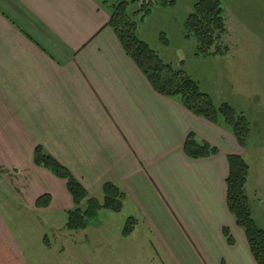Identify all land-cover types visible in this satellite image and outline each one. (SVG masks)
Masks as SVG:
<instances>
[{"label": "crops", "instance_id": "0c3cea01", "mask_svg": "<svg viewBox=\"0 0 264 264\" xmlns=\"http://www.w3.org/2000/svg\"><path fill=\"white\" fill-rule=\"evenodd\" d=\"M111 14L99 0H0V264H44L47 252L29 250V214L49 226L74 209L67 182L35 165L37 147L90 197L102 202L106 184L118 187L117 215L137 221L123 241L150 237L160 264H257L227 206L228 157L248 151L156 92ZM190 135L218 153L189 158ZM249 187L250 177L247 196ZM45 195L50 204L37 208Z\"/></svg>", "mask_w": 264, "mask_h": 264}, {"label": "rangeland", "instance_id": "374dc122", "mask_svg": "<svg viewBox=\"0 0 264 264\" xmlns=\"http://www.w3.org/2000/svg\"><path fill=\"white\" fill-rule=\"evenodd\" d=\"M154 1L152 14L139 24L138 37L164 64L197 82L216 104H230L249 121L245 156L251 174L248 196L253 219L264 230V0H221L227 26L221 47L229 52L217 57L198 54L196 42L184 38V23L198 0H167L164 6L162 0ZM139 6L133 5L131 12ZM42 217L29 214V250L47 252L44 264H160L150 237L143 238L139 232L123 241L126 212H105L80 232L64 227L67 215L57 219L58 225L49 226L43 225ZM63 235L67 238L61 240ZM46 237L50 243H45ZM74 250L82 251L81 257L75 256Z\"/></svg>", "mask_w": 264, "mask_h": 264}, {"label": "trees", "instance_id": "16d2710c", "mask_svg": "<svg viewBox=\"0 0 264 264\" xmlns=\"http://www.w3.org/2000/svg\"><path fill=\"white\" fill-rule=\"evenodd\" d=\"M110 9L109 26L115 31L127 54L143 70L154 90L162 96L178 100L185 108L196 116L207 119L214 124H221L229 129L237 138L239 144L247 147L250 132L248 119L236 111L228 103L218 105L214 99L204 93L199 84L183 71H177L164 64L159 55L142 41L137 33L139 24L152 14L154 0L140 3L139 0H118L117 3L103 2ZM162 6L167 0H162ZM139 9L131 12L135 5ZM223 2L221 0H198L184 23L185 40H194L197 52L208 57L225 56L229 50L222 48L221 43L227 34ZM186 155L194 160L210 158L218 150L207 143L199 144L194 135H190L185 143ZM229 177L227 179V206L236 224L245 231L251 253L257 264H264V230L259 228L253 219L250 200L246 193L250 177V167L247 161L236 155L228 157ZM34 163L51 172L55 177L65 180L74 202V209L67 213L66 229L70 232H80L88 229L103 211L115 214L121 213L126 201V195L115 185L106 184L103 187V201L90 197L83 186L73 177L70 171L47 154L42 147H37ZM51 202L49 195L38 199L37 208H46ZM87 203L83 209V203ZM137 226L133 218L127 220L122 231L123 238H129ZM225 237L230 245L234 239L230 231L224 229Z\"/></svg>", "mask_w": 264, "mask_h": 264}]
</instances>
